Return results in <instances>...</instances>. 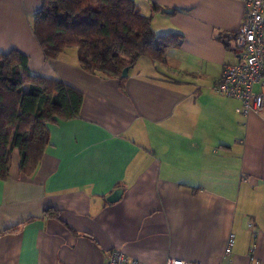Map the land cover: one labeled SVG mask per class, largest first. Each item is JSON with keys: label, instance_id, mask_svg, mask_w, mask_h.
<instances>
[{"label": "crops", "instance_id": "crops-1", "mask_svg": "<svg viewBox=\"0 0 264 264\" xmlns=\"http://www.w3.org/2000/svg\"><path fill=\"white\" fill-rule=\"evenodd\" d=\"M135 1L157 34L182 44L118 79L85 71L76 47L45 55L33 30L42 0H0V53L17 49L33 74L84 93L79 117L48 125L33 174L12 152L0 178V264H106L117 249L139 264H264V110L244 116L215 89L240 59L245 0Z\"/></svg>", "mask_w": 264, "mask_h": 264}, {"label": "trees", "instance_id": "trees-1", "mask_svg": "<svg viewBox=\"0 0 264 264\" xmlns=\"http://www.w3.org/2000/svg\"><path fill=\"white\" fill-rule=\"evenodd\" d=\"M160 9L154 3V12ZM33 30L48 58L76 47L85 71L118 79L141 57L166 62L167 52L182 44L178 33L157 34L152 14H143L135 0H42ZM83 102L78 88L33 74L21 51L0 53V178L9 175L15 149L20 170L33 174L50 144L48 125L79 117ZM45 213L58 217L54 210Z\"/></svg>", "mask_w": 264, "mask_h": 264}, {"label": "built area", "instance_id": "built-area-1", "mask_svg": "<svg viewBox=\"0 0 264 264\" xmlns=\"http://www.w3.org/2000/svg\"><path fill=\"white\" fill-rule=\"evenodd\" d=\"M245 3V21L235 36V43L241 49L240 59L237 63L224 68L215 89L220 94L239 100L238 111L248 116L264 110V0H245ZM235 243L236 236L230 233L224 254L231 263ZM251 259L256 264L259 263L254 255ZM106 264H139V262L117 249L110 253ZM165 264L204 263L170 257Z\"/></svg>", "mask_w": 264, "mask_h": 264}, {"label": "water", "instance_id": "water-1", "mask_svg": "<svg viewBox=\"0 0 264 264\" xmlns=\"http://www.w3.org/2000/svg\"><path fill=\"white\" fill-rule=\"evenodd\" d=\"M129 69H130V66H127L124 68L123 73H122V77L128 76ZM122 193H123V189L118 188L108 197V200L111 202L118 201L120 199V197L122 196Z\"/></svg>", "mask_w": 264, "mask_h": 264}]
</instances>
